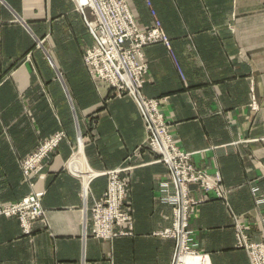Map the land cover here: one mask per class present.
<instances>
[{"label": "crops", "instance_id": "obj_1", "mask_svg": "<svg viewBox=\"0 0 264 264\" xmlns=\"http://www.w3.org/2000/svg\"><path fill=\"white\" fill-rule=\"evenodd\" d=\"M150 2L129 0V7L142 31L161 21L172 52L162 43L144 48L149 75L143 94L163 99L180 148L196 167L220 172L248 237L263 241L264 0ZM91 20L90 10L78 12L72 0H0V208L46 192V219L34 221L30 235L18 217L0 215V264L173 262L175 240L156 236L172 226V208L157 197L168 171L138 150L146 132L136 102L113 97L106 82L91 77L84 62L94 44ZM254 96L259 112L248 107ZM60 133L45 168L27 177L24 159ZM119 167L131 168L126 204L134 234L99 240L90 209L107 188L101 173ZM191 189L203 197L198 187ZM233 221L211 194L191 217V243L212 264H251L236 247Z\"/></svg>", "mask_w": 264, "mask_h": 264}, {"label": "built area", "instance_id": "obj_2", "mask_svg": "<svg viewBox=\"0 0 264 264\" xmlns=\"http://www.w3.org/2000/svg\"><path fill=\"white\" fill-rule=\"evenodd\" d=\"M72 1L79 12L87 9L93 16V20L87 21V24L94 38V44L86 50L84 55V62L91 77L94 80L106 82L112 88L114 97L128 96L134 99L147 131L145 142L138 150H150L160 158L156 162L165 163L171 170L172 182L163 183L161 200L174 207L176 215L174 226L177 235L181 237L173 264H191L186 261L190 257L198 259L196 264H212L208 254L197 251L194 248L196 245L188 244L185 229L196 206L204 202V200L190 199L189 186L198 183L207 193H210L217 185L211 182L210 176H202L203 174L190 164L191 154L184 152L178 146L170 131L169 122L161 113L163 99H149L142 92L149 72L144 48L152 44L164 43L171 50L170 39L164 34L158 20L149 31H141L129 7V0ZM146 1L151 7L150 0ZM151 10L155 17L156 12L152 8ZM172 56L175 59L173 53ZM181 75L184 78L182 73ZM63 137V133L57 134L39 152L33 154L27 161H23L22 167L27 177L30 178L43 169V160ZM130 169V167H119L101 173L109 175V186L102 200L95 201L91 208L92 234L98 239L113 240L120 237H132L134 234L133 210L125 204L131 179L121 178V174L129 172ZM75 173L82 176L78 171ZM217 177L220 181V176ZM84 187L83 198L86 199L89 191L86 185ZM44 195L45 192H33L19 202L0 208V215L18 217L24 234L30 235L32 223L46 219V212L42 207ZM238 240V247L250 252L252 264H264V242L248 244L242 231H239Z\"/></svg>", "mask_w": 264, "mask_h": 264}, {"label": "rangeland", "instance_id": "obj_3", "mask_svg": "<svg viewBox=\"0 0 264 264\" xmlns=\"http://www.w3.org/2000/svg\"><path fill=\"white\" fill-rule=\"evenodd\" d=\"M73 2V1H72ZM74 3V2H73ZM74 5H75V3H74ZM75 8H76V10H77V6L75 5ZM78 11V10H77ZM155 11V10H154ZM79 12V11H78ZM151 14H152V10H151ZM156 17V16H155ZM156 20H158V19H156ZM156 20H155V22H156ZM160 23H161V21L160 20H158ZM138 25V24H137ZM155 25V24H154ZM139 27V26H138ZM154 26H152L151 28H149V29H147L146 31H143V32H147V31H149L150 29H152ZM161 28H162V30H163V32H164V34L168 37V35L166 34V32H165V30H164V28H163V26H162V23H161ZM140 29V28H139ZM141 30V29H140ZM229 30L230 31H232V32H234V30H235V28L233 27V26H229ZM142 31V30H141ZM216 31V30H215ZM169 38V37H168ZM171 42V41H170ZM162 44H164V43H162ZM153 45V44H152ZM165 45V44H164ZM166 46V45H165ZM148 63V62H147ZM148 68H149V64H148ZM148 75H149V72H148ZM148 75H146V83L148 82ZM145 83V84H146ZM145 86V85H144ZM144 88V87H143ZM142 92H143V89H142ZM144 95V94H143ZM114 97V96H113ZM116 98V97H115ZM131 98V97H130ZM147 98V97H146ZM150 99V98H149ZM134 100V99H133ZM156 100H161V99H156ZM249 109L251 110V111H253V112H259L260 111V109H261V106H260V104L256 101V98H255V96L254 97H252V99H251V102H250V104H249ZM161 113L163 114V112H162V110H161ZM163 116H164V119H166V117H165V115L163 114ZM167 121V120H166ZM171 127V126H170ZM171 131V130H170ZM145 132H146V136H147V131H146V128H145ZM57 135V134H56ZM55 135V136H56ZM174 139H175V137H174ZM48 141H50V140H47L46 142H44L43 144H41V146H40V148H39V150H38V152L42 149V147L48 142ZM175 141H176V139H175ZM251 141V140H250ZM177 142V141H176ZM177 144H178V142H177ZM179 146V145H178ZM180 147V146H179ZM79 148H80V144H79ZM78 148V149H79ZM181 149V148H180ZM144 151H147V152H149L154 158H155V162L156 161H158V160H160V158L156 155V154H154V153H151L150 152V150H148V149H144L143 150V152ZM52 152V151H51ZM79 152V151H78ZM77 152V153H78ZM184 152H186V151H184ZM37 153V152H36ZM35 153V154H36ZM138 153H141V152H138ZM186 153H189V152H186ZM49 154H50V152L48 153V155L45 157V159L43 160V165H44V167H43V169L45 168V164H46V161H47V159H48V157H49ZM191 154V153H190ZM31 156H33V155H31ZM31 156H29L28 158H26V159H24V162L25 161H27ZM77 155L75 154V157H76ZM75 157L73 158V160L75 159ZM158 163V162H157ZM159 164H162L166 169H167V171H168V178L167 179H164V180H162V181H160L159 182V186H158V190H159V196H157V197H159V199H160V201L162 202V200H161V197H162V190H161V187H162V185H163V183H165V182H172V175H171V170L169 169V167L165 164V163H163V162H159ZM190 164L193 166V167H195L196 168V170L198 171V172H201L203 175L202 176H204V177H207V176H210L211 177V182L212 183H216V188H214L213 189V191H211L210 193H207L200 185H198V183H195V184H191L190 186H189V189H190V199L191 200H193V201H201V200H204V202H206L208 199H209V195L211 194V196L213 195V196H215L216 197V199L217 200H219V201H222L224 204H225V206L227 207V209H228V211H229V213L232 215V217H233V222H234V234H235V240H236V247H237V249H241V250H245V252H246V254L248 255V258H249V260H250V263L252 264V262H251V255H250V252L249 251H247V249H245V248H239L238 246V244H239V240H238V237H239V231H242L243 232V234H244V236H246V238H247V242H248V244H262L263 242H264V240L263 241H260V242H254V241H251L250 240V238L248 237V235H247V233H246V223L244 222V221H241V219H240V216L239 215H237L233 210H232V207H231V204H230V202H229V193H230V190L224 185V183H223V177H222V175L220 174V172H216V173H213V172H209V171H207V170H205V169H202V168H199V167H196L193 163H192V154H191V159H190ZM42 169V170H43ZM42 170L39 172V173H35V175L36 174H40L41 172H42ZM109 171H111V170H109ZM24 172V171H23ZM130 172V171H129ZM104 173V172H103ZM126 172H123L121 175V178L122 179H128V176L125 174ZM128 173V172H127ZM25 174V173H24ZM125 174V176L123 177V175ZM220 176V178H221V180L220 181H218V177L217 176ZM41 177H45V175H43V174H41L40 175ZM103 176H106L107 177V180H108V183H107V188H108V186H109V175H103ZM131 177V176H130ZM30 179H31V177H30ZM192 186H196V187H198L200 190H201V192H202V194H203V197L202 198H195L193 195H192V189H191V187ZM107 188H106V190H107ZM216 191V192H215ZM40 192H45V191H40ZM106 192V191H105ZM104 192V193H105ZM219 192V193H218ZM129 193V192H128ZM32 194V193H31ZM45 194H46V192H45ZM104 195V194H103ZM252 195H253V197H254V199L257 201V199H258V197L259 196H257V193H256V191H255V188H254V190H253V192H252ZM45 196V195H44ZM103 197V196H102ZM127 196H126V200H125V204H126V201H127ZM23 200V199H22ZM102 200V198L100 199V200H98L99 202ZM259 200V199H258ZM97 201V202H98ZM204 202H202V203H204ZM164 203V202H163ZM202 203H200L199 205H201ZM94 205V204H93ZM199 205L198 206H196V208H198L199 207ZM126 206H127V204H126ZM168 206H170L169 204H168ZM93 207V206H92ZM171 208H172V215H173V217H172V226L171 227H168V228H166V229H164V230H162V231H159V232H156V236H160V237H163V238H166V239H173V240H175V243H176V249H175V253H174V258H173V262H174V260H175V257H176V253H177V250H178V245H179V243H180V241H181V237L180 236H178L177 235V232H176V230H175V220H176V215H175V212H174V207L173 206H170ZM90 212H91V209H90ZM91 216H92V214H91ZM192 217V216H191ZM191 217L189 218V224H188V227L185 229V233H186V237H187V240H188V244H190V246H193V244L191 243V238H192V236H191V232H190V221H191ZM134 221H135V218H134ZM240 227H244V229H240ZM93 235V234H92ZM94 238H96V237H94ZM122 238V237H121ZM123 238H127V237H123ZM96 239H98V238H96ZM116 239V238H115ZM99 240H102V239H99ZM114 240V239H113ZM185 240H186V238H185ZM105 241H112V240H105ZM195 249H196V247H194ZM197 250V249H196ZM198 251V250H197ZM200 252V251H199ZM201 253H203V252H201ZM204 254H207V253H204ZM209 255V254H208ZM173 262H172V264H173ZM211 263H212V261H211Z\"/></svg>", "mask_w": 264, "mask_h": 264}, {"label": "bare ground", "instance_id": "obj_4", "mask_svg": "<svg viewBox=\"0 0 264 264\" xmlns=\"http://www.w3.org/2000/svg\"><path fill=\"white\" fill-rule=\"evenodd\" d=\"M197 260H198V259H195V258L190 257V258H187L186 261H187L188 263H191V264H196V263H197Z\"/></svg>", "mask_w": 264, "mask_h": 264}]
</instances>
